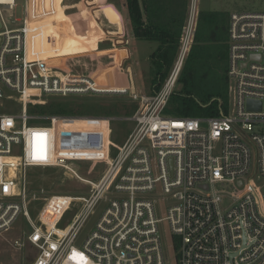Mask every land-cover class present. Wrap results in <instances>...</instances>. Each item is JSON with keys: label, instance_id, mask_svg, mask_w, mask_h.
Returning <instances> with one entry per match:
<instances>
[{"label": "built area", "instance_id": "obj_1", "mask_svg": "<svg viewBox=\"0 0 264 264\" xmlns=\"http://www.w3.org/2000/svg\"><path fill=\"white\" fill-rule=\"evenodd\" d=\"M0 0V233L21 215L30 226L15 248L32 249L26 264H264V13H232L227 29V109L211 118L164 115L192 44L190 6L175 62L150 96L130 92L140 107L123 143H112L113 118L30 115L48 97L93 90L88 75L63 72L44 56L42 33L54 17L47 0ZM196 19V20H195ZM252 103L248 107V103ZM45 125H37L44 123ZM76 163L104 165L94 179ZM28 168L59 169L89 187L84 196L51 195L34 223L27 211ZM40 193H43L41 190ZM167 204L165 218L157 208ZM68 226L61 222L74 205ZM99 209L93 228L83 230ZM171 233L164 247L159 224ZM82 235V236H81Z\"/></svg>", "mask_w": 264, "mask_h": 264}, {"label": "rangeland", "instance_id": "obj_2", "mask_svg": "<svg viewBox=\"0 0 264 264\" xmlns=\"http://www.w3.org/2000/svg\"><path fill=\"white\" fill-rule=\"evenodd\" d=\"M47 0V6L54 10V17L43 23L42 33L48 36L52 44L45 50L44 56L63 72L88 75L94 81L93 90L98 94L69 95L67 97H48L43 106L29 109L30 115L66 118H113L112 143H123L134 124L129 120L140 107L130 98L129 89L140 96L152 95V72L150 55L157 48V43L133 38L129 31L127 10L124 0ZM203 6L212 4L213 9L224 6L232 13H264V0H201ZM15 17L22 19L25 0H15ZM191 4L195 7L196 19L198 9L195 0L189 1L187 18ZM101 6V7H100ZM106 7V10L102 7ZM66 8L68 13L66 12ZM111 9V16L108 11ZM195 19V20H196ZM187 21V20H186ZM80 32V33H79ZM81 34V35H80ZM225 62V61H224ZM222 62L217 68L208 72V82H202L192 97L201 100L209 91L210 83L223 76ZM171 70V69H170ZM177 84L175 91L180 93ZM1 113L17 114L20 107L13 101L2 100ZM39 123L37 125H45ZM79 175L86 179L98 178L104 171V165L94 167L92 173L87 163H76ZM27 198L35 195L27 205L31 220L36 223L44 198L51 195L84 196L89 187L83 185L69 174L57 169L28 168L25 172ZM43 193H40V191ZM167 204L161 203L157 208V217L165 218ZM78 210L74 204L62 219V226H68ZM99 215L97 209L87 222L82 235L93 228ZM161 242L168 248V258L173 259L170 251L171 233L165 220L158 226ZM30 232L29 223L20 215L9 230L0 233V264H26L31 259L32 249L24 243V248H15L13 242L25 241ZM81 235V236H82Z\"/></svg>", "mask_w": 264, "mask_h": 264}, {"label": "trees", "instance_id": "obj_3", "mask_svg": "<svg viewBox=\"0 0 264 264\" xmlns=\"http://www.w3.org/2000/svg\"><path fill=\"white\" fill-rule=\"evenodd\" d=\"M124 1L133 38L157 43V48L149 58L154 94L160 89L175 62L186 23L183 24L178 18L179 21H176L175 16H171L167 21L172 25L168 23L166 27L158 28V0ZM66 12L68 13L67 8ZM229 17L228 14L217 13L198 16L192 44L177 80L181 91L172 93L164 115L176 118H211L219 116L221 111L226 112V42ZM222 62L223 76L210 83L209 91L201 100L194 99L192 92L198 91L202 82H208V72Z\"/></svg>", "mask_w": 264, "mask_h": 264}, {"label": "crops", "instance_id": "obj_4", "mask_svg": "<svg viewBox=\"0 0 264 264\" xmlns=\"http://www.w3.org/2000/svg\"><path fill=\"white\" fill-rule=\"evenodd\" d=\"M189 1L190 0H158V28L166 27L168 23L172 25V23L167 21V19L171 16H175L176 21L182 20L183 24L186 23ZM97 2L100 4V0ZM195 6L198 9V16L205 13H217L219 15L228 14L229 16L232 14V12H229L224 6L219 7V9H213L212 4H208L207 7H205L203 6L201 0H195ZM102 8L106 10V7L103 6ZM108 14L112 18L111 9L108 11ZM177 18L179 20H177ZM130 30L131 28L129 26V31Z\"/></svg>", "mask_w": 264, "mask_h": 264}, {"label": "water", "instance_id": "obj_5", "mask_svg": "<svg viewBox=\"0 0 264 264\" xmlns=\"http://www.w3.org/2000/svg\"><path fill=\"white\" fill-rule=\"evenodd\" d=\"M251 106H252V103L249 102V103H248V107H251Z\"/></svg>", "mask_w": 264, "mask_h": 264}]
</instances>
